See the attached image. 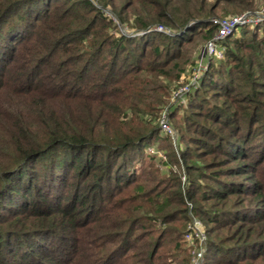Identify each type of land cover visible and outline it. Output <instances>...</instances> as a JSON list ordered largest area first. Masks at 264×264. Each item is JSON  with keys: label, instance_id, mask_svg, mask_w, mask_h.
<instances>
[{"label": "trees", "instance_id": "16d2710c", "mask_svg": "<svg viewBox=\"0 0 264 264\" xmlns=\"http://www.w3.org/2000/svg\"><path fill=\"white\" fill-rule=\"evenodd\" d=\"M250 4L0 0V264H191L188 212L201 264H264V19L169 105L212 20Z\"/></svg>", "mask_w": 264, "mask_h": 264}, {"label": "built area", "instance_id": "2783aa9c", "mask_svg": "<svg viewBox=\"0 0 264 264\" xmlns=\"http://www.w3.org/2000/svg\"><path fill=\"white\" fill-rule=\"evenodd\" d=\"M256 15L257 14L255 13L246 12L227 18H217L212 20V23L217 25V32L210 40L206 42L201 52L202 54H200L197 62L190 72L188 81L173 91L171 95L172 103L181 100L184 94L191 91L197 85L202 72L205 70V64L203 63L211 59L218 60L222 58L224 53V48L222 47L223 40L227 36H229L237 27L243 25L244 23L254 22L253 18H255L257 21V17L260 16ZM154 30L158 32H167V29L163 28L162 26H157L156 28H154ZM167 116L168 112L163 111L160 116L159 124L162 131H167L170 133L171 130ZM185 241L190 244L192 248H198V250H203L204 252L206 247L205 232L203 230L202 222L194 216H191V219L187 225L185 232Z\"/></svg>", "mask_w": 264, "mask_h": 264}, {"label": "rangeland", "instance_id": "374dc122", "mask_svg": "<svg viewBox=\"0 0 264 264\" xmlns=\"http://www.w3.org/2000/svg\"><path fill=\"white\" fill-rule=\"evenodd\" d=\"M248 2H250L251 4H250V6L248 7V8H250V10H258V9H260L261 8V0H248ZM231 8V7H230ZM235 8H238V7H235ZM247 10H249V9H247ZM104 11H105V13H107L108 15H110V16H112V14H111V11L110 10H108V9H104ZM242 11H244V10H241V9H239L237 12H242ZM249 12H251V11H249ZM251 13H255V14H257L256 16H260V17H257V21H256V19L255 18H253V20H254V22H246V23H244L243 25H250V26H252V25H254V24H257V23H260V22H262V20L264 19L263 17H264V13L260 10V11H252ZM242 14V13H241ZM261 14V15H260ZM237 15H239V14H237ZM235 16V15H234ZM243 25H241V26H243ZM249 26V27H250ZM245 27V26H244ZM222 47L224 48L223 49V52H224V50H225V47L222 45ZM204 48V47H203ZM203 50V49H202ZM202 52V51H201ZM199 54H202V53H199ZM200 56V55H199ZM223 57V56H222ZM212 61H218L217 59H212ZM210 62V60H208V61H206L205 63H203V64H205V69H206V67H207V64ZM205 71V70H204ZM204 71L202 72V74H201V77H202V75H203V73H204ZM190 73V72H189ZM201 77H200V79H201ZM188 79H189V77H188ZM188 79H187V81H188ZM200 79H199V81H198V83H197V85L191 90V91H189V92H187L186 94H184V96L182 97V99L181 100H179V101H176V102H174V103H172L171 102V99H170V101H169V105L171 106L172 104H174L175 106L176 105H179V104H181V105H184L185 103H186V99H187V95L188 94H190L191 92H193V90L194 89H196L197 88V86H198V84H199V82H200ZM186 81V82H187ZM184 84V83H183ZM183 84H181L180 86H182ZM176 90V89H175ZM170 106L168 107V105H167V107H165L163 110H162V112L161 113H163V111H165V112H168V108H170ZM182 113H183V110L182 109H179L178 111H176V113H175V116L171 119V118H169V116H167V119H168V123H169V126H170V130H171V132L169 133V132H167V131H162L164 134H166V135H168V137H169V139H170V143L169 142H162V143H160V145H159V147L157 146V147H154V148H152V150H151V152L156 148L157 150H156V152H157V156L159 157V158H164L165 159V157H164V155H163V151H165V148H169V150L168 151H170L171 150V148H172V146L173 147H175L174 146V144H175V142H177V133H178V129H177V131H176V129L175 128H173V124H177V125H180L181 124V121H182ZM160 126V125H159ZM169 144V145H168ZM176 148V147H175ZM175 152H176V149H175ZM157 157V158H158ZM157 160V159H156ZM167 160V159H166ZM177 160V159H176ZM158 161V160H157ZM168 161H169V165H171V167L174 169V170H177L178 169V163H176V161L174 160V158H168ZM162 168L165 170V167H163L162 166ZM179 170V169H178ZM182 179H184V177H182ZM188 214V222H187V225H188V223H189V221H190V219H191V216H193V215H191L189 212L187 213ZM177 220V219H176ZM201 221V220H200ZM202 222V226H203V230H204V232H205V229H206V225H205V223L203 222V221H201ZM187 225H186V228H187ZM205 236H206V232H205ZM183 238H184V241H185V233H184V235H183ZM183 246H186L187 248H188V251H189V254H190V262H191V264H201V261H202V258H203V250H198V248H190L191 247V245L190 244H188L186 241H185V243H183ZM205 249H206V247H205ZM205 251V250H204ZM176 252H178L179 254L178 255H176L175 257H174V259H170V257H168L169 259H167L168 261H170V260H172L171 261V264H181L180 262H181V260H183L184 258H185V252L184 251H176ZM200 254H198V253Z\"/></svg>", "mask_w": 264, "mask_h": 264}]
</instances>
